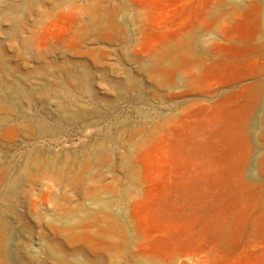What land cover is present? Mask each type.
<instances>
[{"label": "rangeland", "instance_id": "374dc122", "mask_svg": "<svg viewBox=\"0 0 264 264\" xmlns=\"http://www.w3.org/2000/svg\"><path fill=\"white\" fill-rule=\"evenodd\" d=\"M1 247L264 264V0H0Z\"/></svg>", "mask_w": 264, "mask_h": 264}, {"label": "bare ground", "instance_id": "6f19581e", "mask_svg": "<svg viewBox=\"0 0 264 264\" xmlns=\"http://www.w3.org/2000/svg\"><path fill=\"white\" fill-rule=\"evenodd\" d=\"M3 247V246H2ZM2 247L0 249H2ZM140 264V263H139ZM143 264V263H142Z\"/></svg>", "mask_w": 264, "mask_h": 264}]
</instances>
